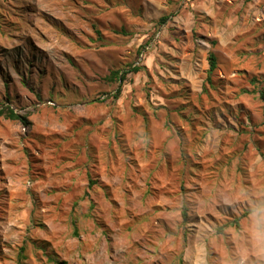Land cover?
Listing matches in <instances>:
<instances>
[{"label": "rangeland", "instance_id": "1", "mask_svg": "<svg viewBox=\"0 0 264 264\" xmlns=\"http://www.w3.org/2000/svg\"><path fill=\"white\" fill-rule=\"evenodd\" d=\"M7 106L0 264H264V0H0Z\"/></svg>", "mask_w": 264, "mask_h": 264}, {"label": "trees", "instance_id": "2", "mask_svg": "<svg viewBox=\"0 0 264 264\" xmlns=\"http://www.w3.org/2000/svg\"><path fill=\"white\" fill-rule=\"evenodd\" d=\"M167 19H168L167 15H164V16L161 17V21L162 22H165ZM208 62H209V69H208V74H207L206 80L210 83L212 81V73L214 72V70L217 67V56H216L215 53H213V52L209 53ZM139 70H140L139 66H133V67H130L129 70H123L122 72H121V70H114V71L111 72L110 78H112L114 80H120L121 81V84L119 85V87L117 89V93L115 94V97L118 96L119 93L121 92L122 83L126 79L128 73L130 71L137 72ZM0 114L6 116L9 119L22 120L24 122H27V119H26L25 116L17 113L10 106H7L6 108L0 109ZM182 214H183V221L187 222V220H188V211H187L186 207L183 208ZM239 220H240V218L237 217L236 219H234L230 223H227V224H224V225L220 226L218 228V231L219 232H223L224 228H226L227 226H231V225H234L236 228H239L240 227V221Z\"/></svg>", "mask_w": 264, "mask_h": 264}]
</instances>
